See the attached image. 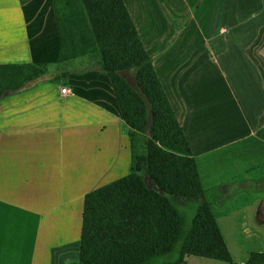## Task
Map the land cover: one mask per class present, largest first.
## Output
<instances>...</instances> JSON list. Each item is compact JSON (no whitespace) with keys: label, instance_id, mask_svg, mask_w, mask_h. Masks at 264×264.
I'll return each instance as SVG.
<instances>
[{"label":"crops","instance_id":"0c3cea01","mask_svg":"<svg viewBox=\"0 0 264 264\" xmlns=\"http://www.w3.org/2000/svg\"><path fill=\"white\" fill-rule=\"evenodd\" d=\"M123 2L151 57L131 1ZM54 20L53 0H0V65L48 66L40 78L43 83L0 102V264H54L58 255L72 256L80 239L85 195L129 172V139L109 78L92 66L77 63L81 69H73L75 62L88 60L83 57L57 63ZM259 41L240 43L252 71L237 68L231 59L223 69L212 58L216 69L170 73L167 64L174 50L152 59L202 178L201 160L227 157L228 149L255 138L264 144V43L260 46ZM217 76L226 88L211 85ZM240 79H246L244 85ZM248 87L250 94L260 95L261 106L254 112L255 100L242 94L244 110L235 128L229 103L240 105L237 97ZM231 179L248 187L246 180ZM231 179L219 182V188Z\"/></svg>","mask_w":264,"mask_h":264},{"label":"trees","instance_id":"16d2710c","mask_svg":"<svg viewBox=\"0 0 264 264\" xmlns=\"http://www.w3.org/2000/svg\"><path fill=\"white\" fill-rule=\"evenodd\" d=\"M53 12L62 40L57 63L88 57L109 78L130 144L128 174L84 197L75 264H186L185 258L238 264L123 0H53ZM47 73L44 64L0 65V102L43 83ZM248 182L258 181L230 184L231 196L251 190ZM176 199L198 203L190 225ZM245 264H264V253H252Z\"/></svg>","mask_w":264,"mask_h":264},{"label":"rangeland","instance_id":"374dc122","mask_svg":"<svg viewBox=\"0 0 264 264\" xmlns=\"http://www.w3.org/2000/svg\"><path fill=\"white\" fill-rule=\"evenodd\" d=\"M130 1L136 13L135 20L138 22L141 38L153 54L151 58L157 59L169 50H174L171 54L173 55L171 62L167 64L170 73L176 71L193 75L195 72L216 69L211 66L212 58H217L219 67L223 69H225L226 61L231 59L235 61L237 68L242 69L241 67L244 66V70H253L254 67L252 68L244 61L246 48L240 43H242L241 40L256 41L257 39L260 40V46L264 43V0ZM54 24L53 33L57 39L59 53L62 40L59 37L56 18ZM227 44L229 45L226 46ZM249 48L252 53V43ZM226 50L229 52L227 53ZM83 58L88 60L75 62L73 69H81L77 63L83 65V68L92 66L88 57ZM163 78L165 82V75ZM244 80L240 79L239 84L244 85ZM247 81L256 83L250 78H247ZM211 85L217 89L226 88L224 80L219 76ZM256 89L255 87L252 90ZM234 90L237 95L236 88ZM241 90H243L242 93L239 90L241 94L237 95L240 105L236 104V101L229 103L232 105L229 111L235 128L239 127L241 122L242 94L255 100V105L252 107L254 112L257 113L261 106L258 93L250 94L249 87ZM242 108L244 110V107ZM257 137L260 138L261 134ZM225 154L227 157L217 156L201 160L199 168L203 178L200 177V179L202 186L209 189L205 190L208 193L205 202L215 218L231 260L238 264H245L252 253H264V144L255 138L245 143L243 147L240 144L233 146ZM192 157L197 164L195 157L193 155ZM246 170L248 172L245 174L237 173V171ZM232 175L236 176L238 181L259 180L247 183L251 190L241 191L231 196L228 186L236 182L235 179H231ZM229 178L232 181L219 188L218 183L226 182ZM259 188L263 191L254 190ZM211 189H220L221 192L215 190L213 195ZM180 201L176 199L174 203L184 214L186 225H190L198 203H186L183 200L180 203ZM76 246L72 256L60 259L58 255L54 264H75L78 259ZM56 252L61 253L60 250ZM160 260L165 262V258ZM184 262L186 264H225L220 260L206 258H185Z\"/></svg>","mask_w":264,"mask_h":264},{"label":"built area","instance_id":"2783aa9c","mask_svg":"<svg viewBox=\"0 0 264 264\" xmlns=\"http://www.w3.org/2000/svg\"><path fill=\"white\" fill-rule=\"evenodd\" d=\"M61 92L64 94V93L66 92V89H65V88H63Z\"/></svg>","mask_w":264,"mask_h":264}]
</instances>
